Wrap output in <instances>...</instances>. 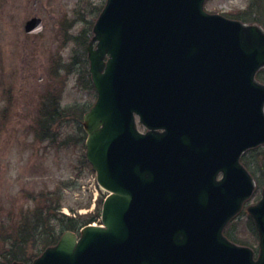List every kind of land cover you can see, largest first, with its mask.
Segmentation results:
<instances>
[{"label": "water", "instance_id": "95a60500", "mask_svg": "<svg viewBox=\"0 0 264 264\" xmlns=\"http://www.w3.org/2000/svg\"><path fill=\"white\" fill-rule=\"evenodd\" d=\"M203 3L108 0L90 52L98 99L84 116L87 161L110 192L104 227L78 241L66 233L33 264H264V190L249 209L258 259L222 236L253 190L239 157L264 143V85L254 78L264 32ZM41 29L37 18L25 24Z\"/></svg>", "mask_w": 264, "mask_h": 264}, {"label": "rangeland", "instance_id": "374dc122", "mask_svg": "<svg viewBox=\"0 0 264 264\" xmlns=\"http://www.w3.org/2000/svg\"><path fill=\"white\" fill-rule=\"evenodd\" d=\"M105 1L0 0V224L3 227L15 226L22 209L41 206L45 197L57 200L62 213L72 210L87 214L86 217L94 213L90 179L95 173L82 163L84 140L78 133L82 110H70L95 99L88 57L97 50L94 24ZM251 2L206 0L204 9L210 14L251 24L257 17L255 12L249 17L239 16L250 10L247 5ZM35 16L42 20L44 29L38 35H27L24 24ZM259 24L264 26V17ZM47 92H50L48 99L58 100L62 113L67 110L62 120L55 122L52 141L51 138L40 140L37 135L41 122L34 123L38 115L45 119L48 99L41 97ZM244 159L253 176L264 181V147L245 153ZM263 188L264 183H256L246 207L261 199ZM244 212L235 218L230 233L236 242L256 250L255 227L248 212ZM3 248L0 242V250Z\"/></svg>", "mask_w": 264, "mask_h": 264}, {"label": "trees", "instance_id": "16d2710c", "mask_svg": "<svg viewBox=\"0 0 264 264\" xmlns=\"http://www.w3.org/2000/svg\"><path fill=\"white\" fill-rule=\"evenodd\" d=\"M248 8L250 10L241 13L239 16L244 17L243 15L245 14L250 16L252 12H255L257 17L253 18L251 22L259 23L264 14V0H252ZM258 79L264 80V72L259 73ZM53 112L56 113V109ZM48 125L49 123H44V121L40 124V138L49 137V135L42 136V132L45 134L48 131ZM51 139L53 140V138ZM82 163L87 166L84 158ZM244 165L248 168L246 163ZM42 196L40 195V198ZM59 207L60 204L53 197H45L41 206L30 208L22 213L15 226L10 229L0 226V242L4 245V248L0 250L3 264H12L14 262L27 264L44 249L55 245L62 232L77 230L98 217V208L91 216L69 218L59 213Z\"/></svg>", "mask_w": 264, "mask_h": 264}]
</instances>
